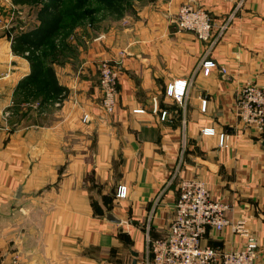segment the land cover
I'll return each mask as SVG.
<instances>
[{"label":"crops","instance_id":"0c3cea01","mask_svg":"<svg viewBox=\"0 0 264 264\" xmlns=\"http://www.w3.org/2000/svg\"><path fill=\"white\" fill-rule=\"evenodd\" d=\"M187 1L210 13L209 56L225 73L197 68L209 42L174 21ZM238 1L132 0L120 17L54 44L43 66L28 57L23 16L14 23L0 0V264H146L148 238L168 234L182 176L204 180L232 222H244L264 264V133L236 113L241 86L264 85V0ZM102 57L120 66L112 113L100 104ZM175 78L190 80L184 103L165 96ZM203 126L226 131L228 145ZM120 182L128 194L116 200ZM244 240L232 225L202 238L221 249Z\"/></svg>","mask_w":264,"mask_h":264},{"label":"built area","instance_id":"2783aa9c","mask_svg":"<svg viewBox=\"0 0 264 264\" xmlns=\"http://www.w3.org/2000/svg\"><path fill=\"white\" fill-rule=\"evenodd\" d=\"M242 0L237 2L240 6ZM174 21L181 30H186L203 42H209L205 55L197 68L208 75L213 69L225 73L226 67L220 65L209 56L215 44L211 39L214 22L207 9L191 1L180 4ZM227 28V23L219 26L218 36ZM28 54V52H27ZM98 86L100 90L101 108L106 113L114 112L120 66L112 58L102 57L97 62ZM190 80L175 78L165 87V96L182 103L188 92ZM184 103V102H183ZM207 99L200 96V110H206ZM159 118L165 120L169 114L167 108L157 109ZM133 113H145L144 107L132 109ZM236 113L242 124L264 133V85L255 83L243 84L238 92ZM87 119L85 114L83 120ZM202 135L216 136L219 146L228 145L229 134L224 130H216L213 126H203ZM2 138L0 135V146ZM185 141L182 147L185 148ZM178 196L174 203L173 218L168 234L164 237L148 238L146 264H256L258 257V241L245 227L243 221L233 223L228 216V206L222 200L210 195L204 180L197 177H180L177 183ZM128 186L118 183L114 198L122 200L127 197ZM228 225L241 233L245 240L241 247L221 249L218 246L203 244L202 238L207 230L222 232Z\"/></svg>","mask_w":264,"mask_h":264},{"label":"rangeland","instance_id":"374dc122","mask_svg":"<svg viewBox=\"0 0 264 264\" xmlns=\"http://www.w3.org/2000/svg\"><path fill=\"white\" fill-rule=\"evenodd\" d=\"M130 1L132 0H10V5L15 12L12 21L21 24L19 18L23 16L24 25H27L24 27L29 38L27 42L32 43L30 49L26 48L28 56L31 55L33 61H39L44 66L45 59L53 54L54 44H61L65 39L73 40L75 37H69L79 33L84 35L86 27L97 29L101 18L106 15L109 18L120 17L121 8ZM42 34L44 35L41 37Z\"/></svg>","mask_w":264,"mask_h":264},{"label":"water","instance_id":"95a60500","mask_svg":"<svg viewBox=\"0 0 264 264\" xmlns=\"http://www.w3.org/2000/svg\"><path fill=\"white\" fill-rule=\"evenodd\" d=\"M15 24H13L12 26H11V29H14L15 28ZM116 187V186H115ZM114 191H115V188H114ZM106 217H107V219L108 220H110V221H113V222H119L120 220L118 219V218H116L111 212H108L107 214H106ZM134 255H135V253H134ZM133 264H136L135 263V260H133V262H132Z\"/></svg>","mask_w":264,"mask_h":264},{"label":"trees","instance_id":"16d2710c","mask_svg":"<svg viewBox=\"0 0 264 264\" xmlns=\"http://www.w3.org/2000/svg\"><path fill=\"white\" fill-rule=\"evenodd\" d=\"M28 57L30 58V60H31L32 62H34V63H35V61H33V59H31V55H29Z\"/></svg>","mask_w":264,"mask_h":264}]
</instances>
